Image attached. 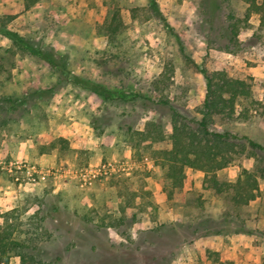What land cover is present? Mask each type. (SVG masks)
<instances>
[{"label":"rangeland","instance_id":"obj_1","mask_svg":"<svg viewBox=\"0 0 264 264\" xmlns=\"http://www.w3.org/2000/svg\"><path fill=\"white\" fill-rule=\"evenodd\" d=\"M154 1L0 0V27L83 78L141 95L104 100L70 83L53 94L43 91L57 83L54 68L0 33V172L10 184L28 185L14 206L27 209L17 233L35 235L43 218L47 234L38 237L34 253L47 264H215L214 258L264 264V150L245 147L217 172L229 182L241 167L257 172V197L238 206L230 190L209 187L201 170L186 169L182 186L168 184L151 155L169 140L135 134L154 118L170 129L167 99L199 119L204 67L246 78L258 100L248 119L237 104L234 118L215 116L213 128L264 146V29L252 14L239 29L242 48L230 53L220 48L227 15L241 19L243 0ZM114 12L121 25L111 34ZM7 98L19 103L11 108ZM16 160L46 171L36 182L40 194L6 170ZM85 171L90 184L83 183ZM239 226L250 232H233ZM217 229L227 232L207 234ZM10 264H20L19 256L11 255Z\"/></svg>","mask_w":264,"mask_h":264},{"label":"trees","instance_id":"obj_2","mask_svg":"<svg viewBox=\"0 0 264 264\" xmlns=\"http://www.w3.org/2000/svg\"><path fill=\"white\" fill-rule=\"evenodd\" d=\"M150 1L155 4L154 0ZM243 1L246 8L241 19H236L232 13L227 15V33L223 35V45L220 48L230 53H236L242 48L243 42L238 37L239 29L246 26L252 14L258 15L259 26L264 29V0ZM108 24L110 33L114 34L121 25L120 14L114 12ZM166 26L168 27V24ZM0 33L9 39L13 46L40 57L54 68L57 74V83L43 91L53 94L70 83L75 87L92 92L104 100L126 101L141 97L138 93L130 94L125 91L109 89L100 82L83 78L71 72L64 62L55 58L53 53L30 44L17 31L3 26L0 27ZM199 70L205 80L204 101L198 110L201 117L197 119L183 114L167 99L165 103L170 104V129H165L160 118H154L148 120L144 128L136 131L135 134L139 136L140 140H169V147L155 149L151 155L162 168L168 184L182 186L186 169L201 170L209 187L217 192L230 190L234 204L238 206L248 205L257 197L260 190L257 172L241 167V171L234 182L221 180L217 172L233 162L245 150V147H249L255 152V150H264V146L247 137H243L245 142H240L236 135L229 131L216 130L212 124L215 116L218 115L227 119L234 118L237 104L242 106L240 110L241 119H248L251 110H256L255 106L258 104V100L253 97L251 83L246 78L232 77L225 70L210 72L204 67H199ZM161 76L165 80L164 72ZM5 101L11 103V108L15 103H19L10 98L5 99ZM59 140L64 141L62 138ZM25 210L27 209L21 210L18 207H13L0 212V217H2L0 222V264H10V257L13 254L19 256L20 264H47L34 253L35 244L39 240L38 237L44 233L47 234V229L40 225L43 218L38 217V212L33 213L30 218L38 217L36 228H41V231L25 237H20L18 234V228L22 224L20 218ZM238 228L233 232H250L243 226ZM225 232L227 231L217 229L208 231L207 234H223ZM213 262L215 264H228L219 258H214Z\"/></svg>","mask_w":264,"mask_h":264},{"label":"built area","instance_id":"obj_3","mask_svg":"<svg viewBox=\"0 0 264 264\" xmlns=\"http://www.w3.org/2000/svg\"><path fill=\"white\" fill-rule=\"evenodd\" d=\"M6 170H8L14 181L18 182L19 185L36 183L46 174L45 170L40 169L33 164L17 160L9 162ZM80 175L82 176L84 184L87 182L88 184L91 183V176L87 175V171L81 172ZM92 175L93 177L95 176L94 174Z\"/></svg>","mask_w":264,"mask_h":264},{"label":"crops","instance_id":"obj_4","mask_svg":"<svg viewBox=\"0 0 264 264\" xmlns=\"http://www.w3.org/2000/svg\"><path fill=\"white\" fill-rule=\"evenodd\" d=\"M5 153H2V155H4ZM30 185H32L34 190H36L35 192L37 194H40L42 190V185L40 184L38 185L36 183ZM26 186H22L23 187L22 188L21 186H17L14 183L10 184L9 180L6 177V173L4 171H1L0 172V211H4L16 206V204L19 202L21 195H23L22 190H25Z\"/></svg>","mask_w":264,"mask_h":264}]
</instances>
